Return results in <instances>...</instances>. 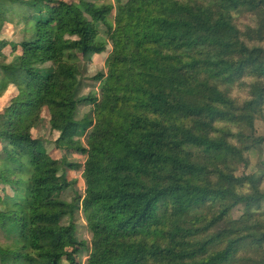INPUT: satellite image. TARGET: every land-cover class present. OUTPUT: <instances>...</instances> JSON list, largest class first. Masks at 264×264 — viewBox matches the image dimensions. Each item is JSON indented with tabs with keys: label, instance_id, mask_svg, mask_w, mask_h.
<instances>
[{
	"label": "trees",
	"instance_id": "obj_1",
	"mask_svg": "<svg viewBox=\"0 0 264 264\" xmlns=\"http://www.w3.org/2000/svg\"><path fill=\"white\" fill-rule=\"evenodd\" d=\"M97 55L100 84L79 67ZM15 70L0 86V264H264V161L248 172L264 148V0H0V72ZM46 109L51 152L33 133Z\"/></svg>",
	"mask_w": 264,
	"mask_h": 264
},
{
	"label": "rangeland",
	"instance_id": "obj_2",
	"mask_svg": "<svg viewBox=\"0 0 264 264\" xmlns=\"http://www.w3.org/2000/svg\"><path fill=\"white\" fill-rule=\"evenodd\" d=\"M108 2H112V0H98L99 4H108ZM101 37L105 39V33L104 31L101 32ZM22 49V48H21ZM20 49L19 55L23 56L22 50ZM10 50L7 51L8 54H10ZM70 57V55H69ZM73 56H71L72 58ZM106 59L107 57L104 55H97L95 57L89 56L85 62L80 64V71L82 72L83 76L85 78H88V80H92L96 84L98 81L95 80V78L98 75H104L106 72ZM17 62V61H16ZM52 73V71H45L43 73V77H47ZM20 76V73L18 70H15L12 73L8 72H0V86L4 83L10 84L13 82L16 78ZM96 89H99L97 87ZM87 90V88H86ZM2 94L0 92V99L2 97ZM0 111H1V105H0ZM33 133L36 135V137H39L43 140L45 148L51 152L55 148V143L56 141L60 138L61 132L52 124L51 122V112L49 110H45L42 120L38 123L36 128L33 130ZM256 134L257 136H261L264 134V124L262 122H257L256 125ZM87 142L86 136H79L73 143V146H82ZM4 146L5 143L0 144V167L6 164V155L4 152ZM77 161H82L83 163L85 162L84 157L77 156L75 158ZM264 161V148H262L259 151H254L251 153V167L249 168L248 172L250 174H253L255 172H259L260 164ZM70 177H71V182L74 184V190L75 192L79 195L82 194L84 187H85V182H84V177H83V171L80 169H71L69 171ZM5 189V188H3ZM5 197V195H4ZM8 202V199H7ZM7 207V206H4ZM0 205V211H6L7 209L4 208ZM8 208V207H7ZM263 210H264V202H263ZM245 212V206L242 205L239 208L234 210V217L237 219L241 217ZM80 216V215H79ZM87 239L89 241L91 240V236L87 233L86 234ZM4 241H0V243H3ZM81 264H88V257L82 258L81 259Z\"/></svg>",
	"mask_w": 264,
	"mask_h": 264
}]
</instances>
